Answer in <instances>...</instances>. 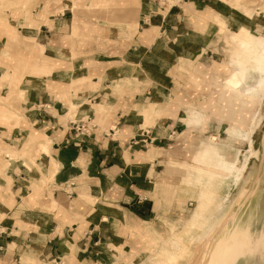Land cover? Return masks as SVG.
<instances>
[{"label": "crops", "instance_id": "crops-1", "mask_svg": "<svg viewBox=\"0 0 264 264\" xmlns=\"http://www.w3.org/2000/svg\"><path fill=\"white\" fill-rule=\"evenodd\" d=\"M232 3L29 0L2 12L0 96L13 108L0 117V264H138L182 227L191 131L232 102L219 75L202 72L219 48L217 17L246 19ZM214 62L223 74L225 62ZM190 112L202 118L193 127ZM252 155L236 175L238 159L223 156L228 183ZM216 195L187 220L193 248L220 217Z\"/></svg>", "mask_w": 264, "mask_h": 264}, {"label": "rangeland", "instance_id": "rangeland-1", "mask_svg": "<svg viewBox=\"0 0 264 264\" xmlns=\"http://www.w3.org/2000/svg\"><path fill=\"white\" fill-rule=\"evenodd\" d=\"M18 1L0 0V18H2V12L14 8V4H23L22 6L26 8L29 2V0ZM240 1L244 2V7L239 5ZM224 2L227 3L228 0H224ZM232 2L234 11L232 13L244 14L246 19L244 22L228 25L220 17L216 19L220 25L221 33L219 48L215 51L214 58L205 59L206 64L202 72L208 71L214 76L219 75L218 80L222 85L224 79L232 72L231 68L237 67L244 73L245 83L254 88V95L259 98L253 97L254 100L249 103L238 94L229 90L225 91L223 87L222 95L227 97V100L232 101L228 106L222 102L216 108L214 107V112L223 117L219 120L207 119L208 122L203 125L204 128L201 125L202 129L194 128L195 131H191L198 144L195 151L197 152L195 155L196 163L193 161L186 162L187 167H185L186 171L183 175L181 188L187 191V207L184 214L187 219L180 229L172 230L166 239L161 240L158 252L148 254L144 259L138 260V264H156V262H160V264H225V259L229 258L234 247L241 252V258H239L241 262L248 258V260H252L251 264H264V259L257 257L252 252L255 243L262 237L264 240V85H258L264 74V58L262 57L264 0L259 2L257 0H232ZM248 33L258 35L260 38L253 37L254 39H252L250 36L249 39L252 41L249 44H242V40ZM217 60L225 62L220 63L219 66L224 67L227 72L224 70L223 74H218L214 68V61ZM201 93L199 94L200 99L208 98L205 92ZM22 94L21 92L18 97L21 98ZM215 95L218 97V94ZM11 99L10 94L0 96V104L8 107L5 111L0 110V117H7V114L11 113L13 108ZM234 99L237 101H233ZM238 103L239 115L231 124L230 120L234 119L238 113ZM248 106L250 110L246 111L245 108ZM209 110L212 109L209 108ZM197 114V112L189 113L187 122L191 127L202 121V118L199 119ZM239 121L244 122L245 125H238ZM228 130H236V132L229 134ZM228 134L232 137L230 142H227ZM193 145L186 144V146ZM190 148L187 149V153L190 152ZM248 152L253 155L249 158L248 166L239 182L228 183L225 175L230 176V174L227 172V163L223 156L230 161L238 159L232 168V172L236 175L242 171L239 168L241 160L242 157L247 156ZM10 156L8 153V158ZM174 190L173 188H163L164 193L174 194ZM215 192H219L220 197L216 195L214 200L215 202L220 201L221 204L220 208L216 209L214 202L212 208L209 209L220 210L216 214L217 217H220L212 226L217 228L213 237L201 248L199 254H194L196 248L191 246V241L184 244L183 253H179V251L173 253L169 249L171 238L174 234H181L185 230L187 220L197 202L209 205ZM225 196H229L228 199H225ZM209 207L211 206L209 205ZM225 211L227 212L225 213ZM210 217V214H206L203 220L206 222ZM203 224L201 223L200 226L202 227ZM207 231L204 230L201 236ZM197 243L198 241L195 242V245ZM156 256H158L157 259H155Z\"/></svg>", "mask_w": 264, "mask_h": 264}, {"label": "bare ground", "instance_id": "bare-ground-1", "mask_svg": "<svg viewBox=\"0 0 264 264\" xmlns=\"http://www.w3.org/2000/svg\"><path fill=\"white\" fill-rule=\"evenodd\" d=\"M217 18H219V17H217ZM250 36L252 37V39H254L253 37L260 38V36H258V35H250L248 33V35H246L244 37V39L242 40V44H249L252 41L249 39ZM258 41H260V40L258 39ZM262 50H263L262 57L264 58V45H262ZM222 84H223L225 91L229 90L230 92H234V93L238 94L242 99H245L246 102L251 103L254 100V98H259V97H256L254 95V88L245 84V75L243 72H241V70L232 69V72H230V74L224 79V82ZM258 85H261V86L264 85V74L262 75V79L258 83ZM245 109H246V111L250 110L249 106L246 107ZM239 110H240V108H239ZM242 164H243V162L241 160L240 167L242 166ZM237 171H239V170H237ZM190 226L191 225H189L188 228L185 229V232H182L181 234L172 237V239H171V245L172 246H171L170 250H172L173 253L178 252L181 249L182 244H185L186 242L189 241V233L191 231ZM216 229L214 227H211L210 230L205 232L203 236H200L201 238L198 240V243L194 246L196 248V252L194 254H199L201 248H203L210 241V239L213 237ZM252 249H253L252 252L254 255H256L259 258L264 259V240H263V237L261 238V240H259L255 243V245ZM239 258H241V252L238 251L234 247V249H232L230 252L229 258L227 260L225 259V264H251L252 263V260H250V259L248 260V258L243 259L242 262L239 260ZM156 264H160V262H156Z\"/></svg>", "mask_w": 264, "mask_h": 264}, {"label": "built area", "instance_id": "built-area-1", "mask_svg": "<svg viewBox=\"0 0 264 264\" xmlns=\"http://www.w3.org/2000/svg\"><path fill=\"white\" fill-rule=\"evenodd\" d=\"M155 1H157L161 6H169V7H171V6L175 5L180 0H155ZM173 1H176V2H173ZM76 127L79 130H84L85 129L84 125L81 124V123L78 126L76 125Z\"/></svg>", "mask_w": 264, "mask_h": 264}]
</instances>
